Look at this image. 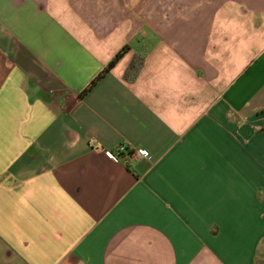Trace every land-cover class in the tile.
<instances>
[{"label":"crops","instance_id":"1","mask_svg":"<svg viewBox=\"0 0 264 264\" xmlns=\"http://www.w3.org/2000/svg\"><path fill=\"white\" fill-rule=\"evenodd\" d=\"M0 264H264V0H0Z\"/></svg>","mask_w":264,"mask_h":264},{"label":"trees","instance_id":"2","mask_svg":"<svg viewBox=\"0 0 264 264\" xmlns=\"http://www.w3.org/2000/svg\"><path fill=\"white\" fill-rule=\"evenodd\" d=\"M128 48H124L109 64V66L95 79L89 89L95 85L98 81H100L112 68H114L119 61L125 56ZM144 65V58H136L131 64L129 70L127 71L126 78L127 79H136L139 73L141 72ZM88 89V90H89ZM87 91V90H86Z\"/></svg>","mask_w":264,"mask_h":264},{"label":"built area","instance_id":"3","mask_svg":"<svg viewBox=\"0 0 264 264\" xmlns=\"http://www.w3.org/2000/svg\"><path fill=\"white\" fill-rule=\"evenodd\" d=\"M113 157L125 163L131 161L151 160V154L142 148L130 149L127 145H121L112 152Z\"/></svg>","mask_w":264,"mask_h":264}]
</instances>
